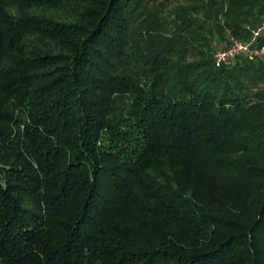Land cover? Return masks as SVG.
I'll return each instance as SVG.
<instances>
[{
  "label": "trees",
  "instance_id": "obj_1",
  "mask_svg": "<svg viewBox=\"0 0 264 264\" xmlns=\"http://www.w3.org/2000/svg\"><path fill=\"white\" fill-rule=\"evenodd\" d=\"M262 21L0 0V264H264V63L211 52Z\"/></svg>",
  "mask_w": 264,
  "mask_h": 264
},
{
  "label": "built area",
  "instance_id": "obj_2",
  "mask_svg": "<svg viewBox=\"0 0 264 264\" xmlns=\"http://www.w3.org/2000/svg\"><path fill=\"white\" fill-rule=\"evenodd\" d=\"M246 29L251 33L249 38L229 35L226 43L213 52L212 59L216 67L230 66L240 58L264 63V42L258 41L264 34V21L255 26L246 25Z\"/></svg>",
  "mask_w": 264,
  "mask_h": 264
},
{
  "label": "rangeland",
  "instance_id": "obj_3",
  "mask_svg": "<svg viewBox=\"0 0 264 264\" xmlns=\"http://www.w3.org/2000/svg\"><path fill=\"white\" fill-rule=\"evenodd\" d=\"M213 43H214V44H213L214 49L211 51V52H212V55H213V52H214L218 47L223 46V45L226 43V39H224V40H220L219 42H216V40H214ZM232 64H233V63H232ZM232 64H231V65H232ZM231 65H230V66H231ZM261 85H262V84H261ZM261 88H264V85H262Z\"/></svg>",
  "mask_w": 264,
  "mask_h": 264
}]
</instances>
